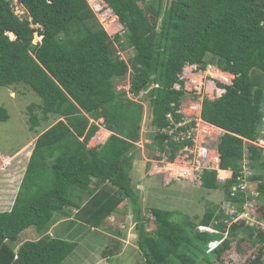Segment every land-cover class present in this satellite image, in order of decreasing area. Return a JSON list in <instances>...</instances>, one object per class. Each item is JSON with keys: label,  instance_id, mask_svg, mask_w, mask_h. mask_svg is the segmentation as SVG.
<instances>
[{"label": "trees", "instance_id": "trees-1", "mask_svg": "<svg viewBox=\"0 0 264 264\" xmlns=\"http://www.w3.org/2000/svg\"><path fill=\"white\" fill-rule=\"evenodd\" d=\"M103 1L134 50L129 61L115 46L120 34L111 38L87 0H18L24 18L11 0H0V66L3 60L9 67L6 74L0 67V86H30L42 101L43 114L58 118L38 136L11 210L0 212V264H62L77 244L49 236L54 221L72 217L73 208L83 226L100 229L127 199L143 264H200V256L217 260L237 233L244 235L241 240L258 243V255L247 264H264V230L244 220L232 218L230 226L225 221L213 232L197 231L198 226L213 227L216 206L197 222L177 221L174 211L150 208L155 229L147 233L148 218L130 178L144 106L113 85L131 70L128 92L135 97L147 92L151 125L163 129L169 126V113L181 117L176 111L185 95L173 87L186 66L203 70L212 64L232 75V84L218 82L224 93L205 98L201 110L203 121L224 132L217 150L221 169L232 176L220 184L216 171L205 170L202 188L220 185L229 201L242 206L246 194L232 196V188L247 159L249 169L257 172L248 179L257 182L255 190L264 199V150L254 144L264 128V0H172L163 13L162 0ZM147 14L162 18L160 31ZM36 35L42 38L38 43ZM1 114L4 120L7 113L0 109ZM32 125L38 126L35 115ZM101 127L110 136L89 146ZM166 140L173 161L182 144L156 134L158 152L168 153ZM84 195L89 199L80 205ZM219 217L226 219L225 214ZM31 227L41 233L39 239L16 245ZM215 241L220 245L209 251Z\"/></svg>", "mask_w": 264, "mask_h": 264}, {"label": "rangeland", "instance_id": "rangeland-1", "mask_svg": "<svg viewBox=\"0 0 264 264\" xmlns=\"http://www.w3.org/2000/svg\"><path fill=\"white\" fill-rule=\"evenodd\" d=\"M171 1L162 0V13L170 6ZM11 2L15 13L22 18L26 17L25 9L18 3V0H11ZM88 2L96 18L111 38L113 39L116 34H120L121 43H115V46L119 50L120 57L125 61H129L134 55V50L123 37L124 29L122 25L116 20L103 0H88ZM147 17L156 30L160 31L162 18H156L149 14H147ZM40 41L41 37L36 35L34 43ZM0 67L3 70L2 73L6 74L9 71L7 62L3 60ZM130 72L124 78L114 79L113 85L117 93L125 91L129 97L139 100L144 106L140 140L136 143V149L132 152L134 163L130 171V178L133 193L139 198V205L142 207L146 218H148L147 233L152 235L155 229L153 218L149 214L150 208L174 211L177 221L187 219L197 222L207 210L215 208V206L218 208V218L215 219L211 229L215 228L217 224H225V221L226 226H230L232 224L230 220L235 216L236 211L240 213L246 209L251 214V220H248L246 224L254 230H264V199L255 190L256 181L246 179L247 191L245 194L247 200L240 206L238 203H232L227 199L220 185L217 190H206L202 188V185H197L196 176L192 174V170L188 174L181 173L182 168H191L188 166L190 164L184 159L185 156L183 158V153L178 154L175 161L173 160L175 162L173 169H170L168 164L171 162L170 156L167 155L166 158L156 156L159 154L157 151L158 144L155 142V129L151 125L152 116L149 100L146 96L147 92H142L137 97L128 92ZM187 76L190 77V74H187ZM7 77H9V74H7ZM226 77L229 80L233 78L232 75L229 77L226 75ZM194 79L200 80V76H195ZM187 88H190V85H187ZM221 90L223 89L213 86L208 91L205 90V95L209 100H215L222 94ZM41 107V99L30 86L22 83H14L9 87L0 86V109L7 113L4 120L0 118V166L3 161H7L4 158L5 156L10 157L20 149L27 147L35 136L37 137L57 122V116L53 113L45 116ZM3 114L0 116H3ZM34 115L38 121V126L32 130L30 126L33 127V125L29 119L31 120L30 116ZM201 131L202 128L200 134ZM208 131L212 133V136L207 138L206 141L215 146L224 132L213 129H208ZM218 133L220 135H217ZM263 133L264 128L260 131L261 136H263ZM109 136L110 132L101 127L90 141L89 146L103 144ZM261 144L264 147V144ZM30 149H32L31 144L27 151H30ZM23 155L20 159L22 160L21 163L25 164L27 160ZM12 164H14V159L11 161ZM9 167L6 171H0V190L5 185L4 182ZM246 172H248L246 173L247 177L257 174L249 167H246ZM231 176V173L220 175V177L228 179ZM19 181L20 177L15 181V187L7 195V207L0 209V211L13 206L12 202L14 203V198H16ZM88 199L84 195L78 202L83 205ZM69 211L72 212V217L58 218L47 232L53 238L67 239L77 244V248L62 264H143L144 259L138 248V234L129 199L125 200L119 209L103 222L100 229L83 226L77 220V212L73 208H70ZM222 214H225L226 219L219 217ZM201 230H203L202 226H198L197 231L203 232ZM197 231H194V233ZM39 235L41 233L37 232L34 227L26 229L19 235L16 245L24 241L37 240L40 237ZM227 235L225 232V239L230 238ZM243 237L242 233H237L233 239H229V250L222 255L220 254V258H217V260L211 256L206 258L200 256V264H247L258 255V243H252L248 239L241 240ZM201 247L204 248L205 246L202 245Z\"/></svg>", "mask_w": 264, "mask_h": 264}, {"label": "built area", "instance_id": "built-area-1", "mask_svg": "<svg viewBox=\"0 0 264 264\" xmlns=\"http://www.w3.org/2000/svg\"><path fill=\"white\" fill-rule=\"evenodd\" d=\"M187 74H190V77L187 76ZM226 75H228V77L231 76L229 73L222 71L217 66L212 64L207 65V67L203 70L199 69L197 65L186 66L183 73L179 76V83H176L173 87L177 91H183L185 95L180 108L176 111V115H179L181 117L178 119L174 114L169 113L166 116V119L169 122V126L163 129H155V135H165L167 136L169 141L182 144V147L178 150L175 159L177 158L178 154L183 153V158L185 156L184 159L190 164L188 166L191 168L184 167L181 169V173L188 174L192 170V174L196 176V183L198 186L202 185V174L205 170L217 171L218 180L220 182L226 181V178L220 177L221 168L220 156L217 150L218 142L215 146H212L211 142L206 141L207 138H210V136H212V133L208 131V129H217L203 121L201 117L202 103L203 100L207 98L205 92L213 86L217 88L218 82L227 85L232 84V80H229ZM195 76H200V80H195ZM187 85H190V88H187ZM221 93L223 94L224 90H221ZM201 128L202 131L200 134ZM217 135H220V133H218ZM261 143L264 144V133L263 136L259 137L257 142H255L254 144L264 149ZM165 144L168 153L166 151L159 152V154H157L156 156H162L164 158H166L167 155L170 156L171 148L168 146V140L165 141ZM174 161L168 163L170 165V169H173L172 167L175 166ZM245 161H247V159L244 160L243 171L238 177L239 183L236 184L232 189V196H236L237 193L245 194L247 191L245 182L248 178L246 176V173H248L246 172L248 161ZM8 166L9 162L3 161V164L0 166V171H6ZM250 217V212L244 209V211L240 213H237L236 211V214L233 217L232 221L244 220L248 222V220H251ZM202 229L203 230L201 231L207 230L209 232H213L212 229H207L204 227H202ZM220 243L221 241L210 243L209 251L219 246Z\"/></svg>", "mask_w": 264, "mask_h": 264}, {"label": "crops", "instance_id": "crops-1", "mask_svg": "<svg viewBox=\"0 0 264 264\" xmlns=\"http://www.w3.org/2000/svg\"><path fill=\"white\" fill-rule=\"evenodd\" d=\"M30 118H31V120L29 119V121H30V123L33 121V116H30ZM31 128H32V130L34 129V127H32V126H30ZM219 130V129H218ZM107 131V130H106ZM44 132V131H43ZM43 132H41V133H43ZM40 133V134H41ZM39 134V135H40ZM39 135H37V137L35 136L32 140H31V142H30V144L32 145V149H30V151H27V149L29 148V145L27 146V147H24V148H22V149H20L18 152H16V153H14L13 155H11L10 157L9 156H3L4 158H6L7 159V161L6 162H9L10 164H9V169H8V173H7V177H6V179H5V182H4V184L5 185H3V188L0 190V209H2V208H4V207H7L6 205H7V198H8V194H9V192L12 190V188H14L15 187V185H16V183H15V181L17 180V179H19V177H20V181H19V186H18V188H17V191H16V195H17V192H18V190H19V187H20V184H21V182H22V180H23V177H24V174H25V169H26V167H27V165H28V163H29V160H30V158H31V155H32V152H33V150H34V147H35V142H36V140H37V138H38V136ZM25 153V154H24ZM24 154V155H23ZM24 156L25 158H26V162H25V164H22L21 162H22V160L20 159V157L21 156ZM14 159V164H12L11 165V161ZM5 162V161H4ZM21 163V164H20ZM22 165H23V167H22ZM221 173H224V174H228V173H230V171H225V172H221ZM14 200H15V198H14ZM12 205H13V202H12ZM11 208H12V206H10V208H8L7 210H1L0 212H5V211H10L11 210Z\"/></svg>", "mask_w": 264, "mask_h": 264}, {"label": "clouds", "instance_id": "clouds-1", "mask_svg": "<svg viewBox=\"0 0 264 264\" xmlns=\"http://www.w3.org/2000/svg\"><path fill=\"white\" fill-rule=\"evenodd\" d=\"M220 89H221V88H220ZM213 127H214V126H213ZM215 128H216V127H215ZM217 129H218V128H217ZM220 130H221V129H220ZM218 131H219V130H218ZM221 131H222V130H221ZM218 142H219V140H218ZM220 168H221V166H220ZM216 172H217V171H216ZM221 172H225V170H222V169H221ZM230 173H231V172H230ZM249 177H250V176H249ZM249 177H248V178H249ZM248 178H247V179H248ZM227 179H228V178H226V181H227ZM217 180H218V172H217ZM226 181H225V182H226ZM218 182H219L220 184L225 183V182H220L219 180H218ZM234 186H235V185H234ZM234 186H233V187H234ZM232 189H233V188H232ZM233 217H234V216H233ZM204 228H207V227H204ZM207 229H211V228H207ZM212 230H213V229H212ZM214 231H216V230H214ZM216 232H217V231H216Z\"/></svg>", "mask_w": 264, "mask_h": 264}, {"label": "bare ground", "instance_id": "bare-ground-1", "mask_svg": "<svg viewBox=\"0 0 264 264\" xmlns=\"http://www.w3.org/2000/svg\"><path fill=\"white\" fill-rule=\"evenodd\" d=\"M216 129H217V128H216ZM217 130H218V129H217ZM219 131H221V130L219 129ZM220 175H224V173H222V174L220 173Z\"/></svg>", "mask_w": 264, "mask_h": 264}, {"label": "water", "instance_id": "water-1", "mask_svg": "<svg viewBox=\"0 0 264 264\" xmlns=\"http://www.w3.org/2000/svg\"><path fill=\"white\" fill-rule=\"evenodd\" d=\"M42 39V38H41Z\"/></svg>", "mask_w": 264, "mask_h": 264}]
</instances>
